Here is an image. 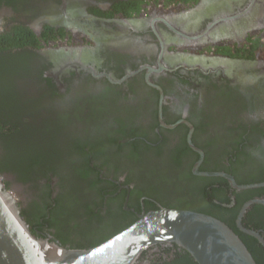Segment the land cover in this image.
<instances>
[{"label": "flooded vegetation", "instance_id": "obj_1", "mask_svg": "<svg viewBox=\"0 0 264 264\" xmlns=\"http://www.w3.org/2000/svg\"><path fill=\"white\" fill-rule=\"evenodd\" d=\"M0 42V175L37 235L88 247L190 209L264 264V0H0Z\"/></svg>", "mask_w": 264, "mask_h": 264}, {"label": "water", "instance_id": "obj_2", "mask_svg": "<svg viewBox=\"0 0 264 264\" xmlns=\"http://www.w3.org/2000/svg\"><path fill=\"white\" fill-rule=\"evenodd\" d=\"M217 22L209 24L204 32L208 33ZM199 34L198 31L188 37L196 39ZM75 65L83 67L78 62ZM221 175L235 185L229 175ZM153 246L184 251L197 264H257L226 223L212 215L182 208L160 207L142 212L129 226L92 247L64 246L34 232L22 214L17 195L7 188L0 175V264H136Z\"/></svg>", "mask_w": 264, "mask_h": 264}, {"label": "trees", "instance_id": "obj_3", "mask_svg": "<svg viewBox=\"0 0 264 264\" xmlns=\"http://www.w3.org/2000/svg\"><path fill=\"white\" fill-rule=\"evenodd\" d=\"M10 35V34H9ZM18 37H19V35H14V36H11V37H3V39L4 40H6L7 42H10L11 44H10V47H17V46H19V44H21V43H23V42H20V43H17V44H13L12 43V41H15L16 42V40L18 39ZM9 39V40H8ZM7 42H0V48H3L2 47V45L5 47V48H8V47H6V43ZM8 44V43H7ZM10 130H11V128H10ZM10 130H8V132H10ZM62 163H63V165L64 166H66V165H69V164H73V161H71V160H69V159H66V160H62ZM81 165H83V162L82 163H80V166ZM61 169H63V168H61ZM24 172L26 173V175L25 176H28L29 175V171L28 170H24ZM24 175V174H23ZM22 214L24 215L25 213L23 212V210H22ZM93 220H95V219H93ZM100 224H102V223H100ZM105 226V225H104ZM118 231V230H117ZM115 233H116V231H115ZM112 235V234H111ZM108 237H110V235L108 236ZM108 237H106L105 239H103L102 241H104V240H106ZM102 241H100V242H102ZM100 242H98V243H100ZM98 243H96V244H98ZM96 244H94V245H96ZM63 245V244H62ZM94 245H91V246H88V247H92V246H94ZM78 248V247H77ZM84 248V247H83ZM175 249V248H174ZM175 250H177V249H175ZM177 253H178V256H176V257H174V258H172L171 260H168V261H166V262H164V264H196L194 261H193V259L191 258V256H189L188 254H185V255H183L182 253V251H180V250H177ZM159 264V263H158Z\"/></svg>", "mask_w": 264, "mask_h": 264}, {"label": "rangeland", "instance_id": "obj_4", "mask_svg": "<svg viewBox=\"0 0 264 264\" xmlns=\"http://www.w3.org/2000/svg\"><path fill=\"white\" fill-rule=\"evenodd\" d=\"M16 189H17V187H15ZM72 203H73V201H72ZM73 208V211H76L77 210V208H74V207H72Z\"/></svg>", "mask_w": 264, "mask_h": 264}]
</instances>
